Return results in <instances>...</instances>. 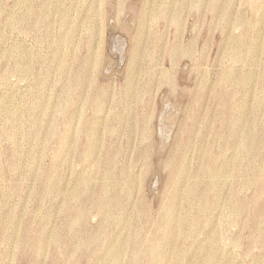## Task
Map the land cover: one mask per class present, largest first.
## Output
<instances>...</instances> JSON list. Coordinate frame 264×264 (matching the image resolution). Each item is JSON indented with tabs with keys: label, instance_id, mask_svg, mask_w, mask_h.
<instances>
[{
	"label": "rangeland",
	"instance_id": "1",
	"mask_svg": "<svg viewBox=\"0 0 264 264\" xmlns=\"http://www.w3.org/2000/svg\"><path fill=\"white\" fill-rule=\"evenodd\" d=\"M0 264H264V0H0Z\"/></svg>",
	"mask_w": 264,
	"mask_h": 264
}]
</instances>
